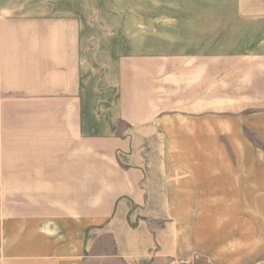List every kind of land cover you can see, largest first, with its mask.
Returning a JSON list of instances; mask_svg holds the SVG:
<instances>
[{"label":"crops","instance_id":"obj_1","mask_svg":"<svg viewBox=\"0 0 264 264\" xmlns=\"http://www.w3.org/2000/svg\"><path fill=\"white\" fill-rule=\"evenodd\" d=\"M264 264V0H0V264Z\"/></svg>","mask_w":264,"mask_h":264},{"label":"built area","instance_id":"obj_2","mask_svg":"<svg viewBox=\"0 0 264 264\" xmlns=\"http://www.w3.org/2000/svg\"><path fill=\"white\" fill-rule=\"evenodd\" d=\"M168 264H193L192 262L185 261V260H177L173 259L170 263Z\"/></svg>","mask_w":264,"mask_h":264},{"label":"rangeland","instance_id":"obj_3","mask_svg":"<svg viewBox=\"0 0 264 264\" xmlns=\"http://www.w3.org/2000/svg\"><path fill=\"white\" fill-rule=\"evenodd\" d=\"M96 1H101V0H95V2H96ZM126 1H129V0H126Z\"/></svg>","mask_w":264,"mask_h":264}]
</instances>
